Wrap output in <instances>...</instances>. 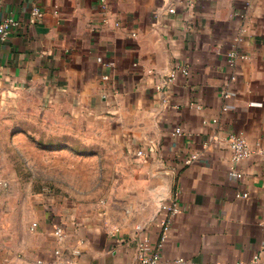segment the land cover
I'll return each instance as SVG.
<instances>
[{
    "label": "crops",
    "instance_id": "obj_1",
    "mask_svg": "<svg viewBox=\"0 0 264 264\" xmlns=\"http://www.w3.org/2000/svg\"><path fill=\"white\" fill-rule=\"evenodd\" d=\"M8 15L0 103L19 96L46 122L110 127L159 205L179 210L163 240L168 209L115 225L40 195L30 204L0 172V264L50 261L59 245L80 248L81 264H130L143 238L160 264H264V0H0V23ZM234 133L254 150L242 180L230 174Z\"/></svg>",
    "mask_w": 264,
    "mask_h": 264
},
{
    "label": "rangeland",
    "instance_id": "obj_2",
    "mask_svg": "<svg viewBox=\"0 0 264 264\" xmlns=\"http://www.w3.org/2000/svg\"><path fill=\"white\" fill-rule=\"evenodd\" d=\"M40 108L20 102L19 96L0 103V172L17 181L13 188L24 192L30 204L40 195L47 208L106 212V222L115 225L152 216L162 194L110 127L46 122Z\"/></svg>",
    "mask_w": 264,
    "mask_h": 264
},
{
    "label": "built area",
    "instance_id": "obj_3",
    "mask_svg": "<svg viewBox=\"0 0 264 264\" xmlns=\"http://www.w3.org/2000/svg\"><path fill=\"white\" fill-rule=\"evenodd\" d=\"M35 14L37 16H42L43 15L42 9L39 7L35 8ZM15 24H16L15 18L13 16L8 15L0 23V38L4 40L7 39L10 36L12 27ZM240 39L241 38L239 37L238 41H240ZM238 55L239 52L237 50H233L229 53L230 56L229 60L231 66L233 67L235 66ZM167 74L169 80L172 81L176 78L177 72L172 71V72H168ZM104 78H107V76H104ZM224 95L226 97H229L230 93L225 91ZM177 132L178 133L182 132V128L178 127ZM228 146L232 151V164L230 166V174L235 179L242 180L244 179V172L241 169H239L238 165L242 160L250 158L254 150L243 133L231 134L228 137ZM145 154H146L145 151L142 149H139L137 151V156H144ZM197 158H198V154L194 153L188 158H186V162L190 163ZM159 206L169 210V213L167 214V218L163 222L164 234L162 235V239L165 240L166 237L165 234L170 229L172 223V217L179 210V208L176 205H167L164 203H161V205ZM51 209L53 211V208ZM54 234L58 238H62L65 235L62 225L57 223L54 226ZM136 250L137 251L135 258L130 264H160V258H161L160 251L158 248H154L148 240L144 238L140 239L137 243ZM81 255H82V250L80 248L69 249L59 245L53 248L52 257L50 261H46L43 258H38L36 260L30 261L29 264H81L80 262Z\"/></svg>",
    "mask_w": 264,
    "mask_h": 264
}]
</instances>
